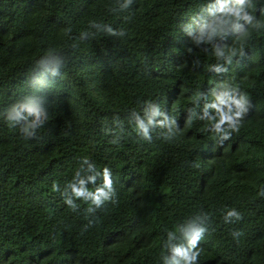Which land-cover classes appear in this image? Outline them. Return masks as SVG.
I'll use <instances>...</instances> for the list:
<instances>
[{"label":"trees","instance_id":"1","mask_svg":"<svg viewBox=\"0 0 264 264\" xmlns=\"http://www.w3.org/2000/svg\"><path fill=\"white\" fill-rule=\"evenodd\" d=\"M207 2L136 0L125 20L129 13L111 10L116 0H0V112L32 89L35 61L46 49L70 57L50 77L49 120L38 139L25 140L0 117V264H162L167 230L201 210L211 215V229L200 264H264V31L252 32L246 55L227 73L209 72L214 56L185 31ZM91 20L127 35L79 41ZM225 80L253 106L240 132L219 145L203 122L184 125L192 94ZM145 100L175 116L182 134L172 142L155 133L152 143L140 139L127 114ZM117 114L125 138L112 144ZM85 156L112 169L118 194V204L98 210L86 232L88 205L77 201L75 213L52 190L53 183L63 189ZM233 207L244 219L225 224ZM234 230L243 232L239 243Z\"/></svg>","mask_w":264,"mask_h":264},{"label":"clouds","instance_id":"2","mask_svg":"<svg viewBox=\"0 0 264 264\" xmlns=\"http://www.w3.org/2000/svg\"><path fill=\"white\" fill-rule=\"evenodd\" d=\"M135 5L136 0H116V6L111 10L129 13L125 17L128 20L134 14ZM88 28L95 31H82L77 38L79 41L89 40L97 33H104L115 39L127 35L124 28H114L96 20L89 21ZM185 31L193 46L214 56L216 62L208 64L207 70L217 74L227 73L234 61L238 63V58L246 55L245 45L250 41L252 32L264 31V7L258 8V0H209L201 5L192 24ZM230 34H235L234 41L231 44L224 43ZM71 47L75 49L77 44ZM192 51L193 48H188L189 53ZM69 59L64 51L46 49L35 61L32 89L0 112V117L6 120L8 126L18 128L25 140L38 139V131L48 122L49 97L56 83L50 77L60 76L67 68ZM197 67H200L199 59L193 62V69ZM209 83L211 86L208 93L197 90L192 94V106L186 108L184 126L189 127L197 121L203 122L204 131L222 145L240 132L253 105L249 94L238 84L228 80ZM113 120L116 128L108 130L113 136L110 142L119 144L125 138V129L118 114ZM127 120L137 136L148 143L153 142L154 133L157 139L165 142H172L182 134L177 118L169 115L157 101H143L141 110H131L127 114ZM194 166L199 167V164L194 162ZM116 183L110 167L101 169L95 161L85 156L79 160L72 179L65 183L63 189L58 183H53L52 190L59 192L63 202L75 213L80 212L77 201L88 205L84 209L88 221L83 228L86 232L97 223V219L91 217H95L98 210L108 204H118ZM259 195L264 197V188L260 189ZM243 219V214L234 207L227 209L223 215L225 224L239 223ZM210 229L211 215L201 210L175 225L174 230H167L160 255L162 264H200L204 251L201 241ZM231 235L239 243L243 232L234 230Z\"/></svg>","mask_w":264,"mask_h":264}]
</instances>
